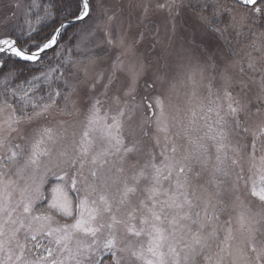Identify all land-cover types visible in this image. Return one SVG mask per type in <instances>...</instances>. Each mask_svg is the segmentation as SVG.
I'll use <instances>...</instances> for the list:
<instances>
[{"label":"snow or ice","instance_id":"1","mask_svg":"<svg viewBox=\"0 0 264 264\" xmlns=\"http://www.w3.org/2000/svg\"><path fill=\"white\" fill-rule=\"evenodd\" d=\"M76 3L74 20L91 18V0H76ZM238 4L255 6L252 11L259 16L264 0H260V5L257 0H238ZM176 5L177 0H170L169 11ZM215 5L214 15L226 11L229 17L225 27H217L215 31L221 36L227 29L239 36L247 35L243 31L249 19L246 13L237 19L232 9L223 8L220 0H215ZM43 13L37 23L55 15L51 5L45 6ZM111 19L109 16L108 20ZM28 24L31 34L35 29L31 21ZM67 27L68 23L61 21L35 51L18 45L15 38H0V54L38 62L42 53L58 46ZM253 35L255 39L244 46L247 51L242 48V56L234 53L240 58L222 70V96L214 92L211 83L208 85L210 95L216 96L210 101L213 107L207 109L216 117L215 126L209 125L211 135L208 136L214 142V154L202 142L204 138L193 139L187 130L189 146L181 151L168 135L164 103L160 97H154L159 111L151 113L157 134L153 139L159 151L149 149L143 164L139 161L133 164L130 174L125 168L127 158L142 149L135 142L126 146L122 129L126 114L131 120L137 105L125 103L109 117L107 112L101 115L102 101L94 98L85 130L79 141L74 142L72 151L68 148L59 151L60 159L55 163L61 170L55 172L49 166L53 162L49 144H56L58 139L52 128H42L27 146L14 143L16 138L12 134L21 131L19 125L23 121L31 122L54 108L61 92L53 88L47 102H38L30 94L38 85L31 81L27 88H12L10 93L5 86L0 92L4 97L0 99V264H102L104 256L110 264H264V240L258 243L257 237L258 233L264 235L258 227L264 222V140H261L264 137V31ZM120 43L123 45L124 40ZM133 47L129 43L127 52L132 53ZM4 66V60L0 59V68ZM123 67V61L114 65L113 76L115 69ZM143 73V63L129 65L130 85L126 96L135 92ZM64 76L63 72L50 68L33 79L51 85ZM14 78L9 72L2 83L7 85ZM102 78L98 76L97 83ZM64 83L70 89L63 94L66 109L68 105L75 108L76 102L70 97L76 92V84L67 79ZM111 83L112 77L101 95L107 94ZM91 88L94 90L95 84ZM113 99L119 103V97ZM251 116L257 117L254 129L249 125ZM96 131L107 141V146L93 151L91 133ZM248 133L252 136L249 143L230 142L232 135ZM257 141H260L259 147ZM245 159L249 179L255 170L261 173L260 184L252 182L249 187L244 177ZM64 165L76 169L71 178ZM86 165L88 175H84ZM197 167L209 172L207 185L195 183L201 175L200 171H194ZM50 174L57 183L46 195L45 184ZM241 180L245 181L247 196L260 202L259 211H252L251 201L244 202L247 197L240 195ZM69 190L76 193L75 203ZM226 193L228 199H225ZM231 211H236V227L230 214L221 221V216ZM57 217L64 218L65 222Z\"/></svg>","mask_w":264,"mask_h":264},{"label":"rangeland","instance_id":"2","mask_svg":"<svg viewBox=\"0 0 264 264\" xmlns=\"http://www.w3.org/2000/svg\"><path fill=\"white\" fill-rule=\"evenodd\" d=\"M169 4L170 0H94L91 18L81 22L77 33L76 92L70 97L71 101L76 102L75 108L68 105L66 109L67 102L61 100V104L56 105L44 116L31 122L23 121L19 125L21 131L12 134L16 138L13 142L27 146L30 141L38 137L42 128H52L58 139L56 144H49L53 155V162L49 166L53 171L60 172L61 169L56 167L55 163L60 159L58 153L65 148L69 151L74 149V142L79 141L81 133L85 130L88 109L94 98L102 101L101 115L107 112L109 117L116 114L125 103L129 106L137 105L131 120L127 119L126 114L122 129L124 144L130 146L135 142L142 149L139 153L129 154L127 158L125 168L130 174L133 164L137 161L143 164L149 149L159 151L153 139L157 134L155 117H152L151 113L159 111L154 97H160L164 103L165 119L169 126L168 135L181 151L189 146L185 135L187 130L193 139L204 138L202 142L207 143L214 154L215 149L212 147L214 142L208 139V136L211 135L209 125L215 126L216 117L214 112H209L207 109L213 107L210 101L215 100L216 96L210 95L208 85L211 83L214 92L222 96L220 74L226 66L240 58L234 53H240L242 56L240 50L243 48L247 51L244 46L255 39L254 33L258 35L264 31V7L258 16L252 11L255 6L245 8L238 3L220 0L223 8L232 9L237 19L243 13L249 17L243 27L246 36H239L231 29L225 30L224 35L221 36L214 29L217 27L223 29L229 17L226 11L221 12L219 16L213 14L215 0H177V5L172 7L171 11ZM161 5L165 7H160ZM257 5H260V0ZM0 9H4L2 13H7L6 19L0 26V37L21 36L23 33L21 28L27 25L23 21L28 16L25 0H0ZM109 16L112 17L110 21ZM109 39L112 40L111 44L108 43ZM122 39L123 45L120 43ZM137 40L139 43H136ZM129 43L134 45L132 53L127 52ZM120 61L124 62V67L115 69L113 76L114 65ZM132 63H143L144 73L136 83L135 92L126 96L125 92L130 85L128 67ZM211 64H215L216 67H209ZM245 71L247 72L246 66ZM248 75L253 74L248 73ZM98 76L103 77L99 83H97ZM255 76L258 78L259 73ZM110 77L112 83L108 87L107 94L101 95ZM93 84H95L94 90L91 88ZM113 97H119V103H116ZM149 104L152 105L151 108L148 107ZM224 107L226 108V104ZM62 109L66 110L61 111ZM68 111L73 114H67ZM256 122L257 117L251 116L249 125L253 129ZM109 123H111L110 119ZM91 135L94 140L93 151L107 146V141L101 138L99 131ZM251 140V133L230 137V142L233 144L237 141L245 144ZM261 140H264V137H261ZM163 143L161 135V145ZM259 143L260 141H257L258 147ZM44 159L47 161V158ZM63 167L67 168L66 165ZM243 167L249 187L252 182L260 184L261 173L255 170L249 179L246 159ZM87 168L88 165L85 166L84 175H88ZM67 171L71 178L76 169L67 168ZM194 171L201 172L195 183L207 185L210 180L209 172L202 171L199 167ZM12 178L16 177L12 176ZM56 183V179L50 174L45 184L46 195ZM239 188L242 198L247 197L244 202L248 204L251 201L252 211H259L260 202L247 196L248 189L245 188L244 180L240 181ZM69 194L75 203L76 193L69 190ZM225 199H228L227 193ZM44 203L47 204V201ZM229 214L233 218V227H236V211L223 214L221 221L227 219ZM57 218L62 223L65 222L64 218ZM258 227L264 232V222ZM257 237L258 243L264 240V235L260 233ZM102 264H110L107 256H104Z\"/></svg>","mask_w":264,"mask_h":264},{"label":"trees","instance_id":"3","mask_svg":"<svg viewBox=\"0 0 264 264\" xmlns=\"http://www.w3.org/2000/svg\"><path fill=\"white\" fill-rule=\"evenodd\" d=\"M91 3L93 8L94 0H91ZM34 5H39V7ZM48 5L52 6L53 12L55 13L54 17L37 23L38 17L44 15L43 8ZM25 6L28 16L23 21L27 25L21 28L23 32L21 36L11 37L17 39L18 45L29 51H35L38 45L45 42L53 33V30L59 27L61 21L65 23L73 21V14L77 11L76 0H25ZM3 10L0 9V26L2 25V21L7 17V13H2ZM28 21L32 22V28L35 29L31 34H29V29L27 28ZM80 26L81 23L69 24L67 28L63 29L58 46L45 53L38 62H25L16 57L9 58L3 54L0 59L4 60L5 66L0 68V92L3 91L5 86L8 87L9 93L12 88H19L20 86L27 88L29 86L28 82L31 81L34 85H38L30 93L36 101L47 102L49 92L55 88L61 92V97L57 98V106L61 104V100H64L63 94L70 91L65 86L64 80L67 79L71 83H76L75 54L78 38L77 33ZM70 52H72L73 57L70 55ZM50 68H55L57 73L63 72L65 74L64 79L55 80L51 85L44 83L43 80L35 81L33 79L36 76H42ZM9 72L13 73L15 78L5 85L2 82ZM3 98L0 95V99ZM8 98L10 101L12 100L10 95ZM28 111H31V109L29 108Z\"/></svg>","mask_w":264,"mask_h":264},{"label":"water","instance_id":"4","mask_svg":"<svg viewBox=\"0 0 264 264\" xmlns=\"http://www.w3.org/2000/svg\"><path fill=\"white\" fill-rule=\"evenodd\" d=\"M229 1H231V2H235V3H238V0H229ZM258 1H259V0H257V2H258ZM244 7L251 8V7H253V6H244ZM79 22H81V21H75V20H74V21H71V22L68 23V24H71V23H79ZM49 50H51V49H49ZM49 50H47V51H49ZM47 51H46V52H47ZM46 52H45V53H46ZM43 54H44V53H42L41 56H42Z\"/></svg>","mask_w":264,"mask_h":264}]
</instances>
